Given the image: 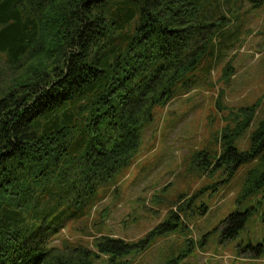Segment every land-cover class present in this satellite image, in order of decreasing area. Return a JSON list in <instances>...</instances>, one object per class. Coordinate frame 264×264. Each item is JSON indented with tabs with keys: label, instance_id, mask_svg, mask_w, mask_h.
<instances>
[{
	"label": "trees",
	"instance_id": "1",
	"mask_svg": "<svg viewBox=\"0 0 264 264\" xmlns=\"http://www.w3.org/2000/svg\"><path fill=\"white\" fill-rule=\"evenodd\" d=\"M237 4L0 0V264H129L142 241L102 235L96 251L53 241L133 165L176 85L199 69L211 72L226 40L235 45L227 27ZM251 119L224 131L218 161L261 156L255 176L264 183V117L250 152L232 145ZM246 217L232 213L225 236Z\"/></svg>",
	"mask_w": 264,
	"mask_h": 264
},
{
	"label": "rangeland",
	"instance_id": "2",
	"mask_svg": "<svg viewBox=\"0 0 264 264\" xmlns=\"http://www.w3.org/2000/svg\"><path fill=\"white\" fill-rule=\"evenodd\" d=\"M228 14L235 45L226 40L211 72L199 69L176 85L143 132L133 165L53 244L96 251L97 237L107 235L143 242L129 264H264V183L255 176L262 157L218 161L225 130L251 116L232 143L250 152L251 134L264 117V0H240ZM235 212L247 213L246 220L226 237L225 221Z\"/></svg>",
	"mask_w": 264,
	"mask_h": 264
}]
</instances>
